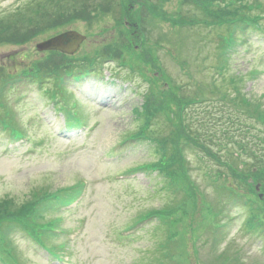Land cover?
Here are the masks:
<instances>
[{
  "label": "rangeland",
  "instance_id": "rangeland-1",
  "mask_svg": "<svg viewBox=\"0 0 264 264\" xmlns=\"http://www.w3.org/2000/svg\"><path fill=\"white\" fill-rule=\"evenodd\" d=\"M31 1L0 0V76L33 70L41 65L39 61L48 58H52V64L58 69L64 68L65 57L56 50L41 51L37 46L59 31H78L87 36L75 55L81 52V55L90 56L102 51L113 54L116 61L99 62L103 68L100 77L93 73L84 82L68 84L74 96L71 100L61 97V104L70 101L72 105L79 101L78 111L88 119L87 132H75L72 137H68L70 130H65L62 111L58 109L59 117L55 114L56 104H52L44 87L27 80L20 81L8 91V97L0 95V111H4L1 122L18 123L29 138L13 141L9 132L0 127V231L14 225L10 222L20 217L16 213L12 216L9 211L18 210L24 203L37 196L39 198V214L32 218V223L37 225L34 230L29 231V228L16 233L14 230L7 237L0 235V264H20V261L24 264H152L161 248L165 256L171 253L170 259L176 261V252L166 250V241L171 238L167 231L172 228L178 237L198 239L199 230L195 224L201 218L205 220V204L212 201H205L194 185L186 183V178L178 177L177 184H173L175 189H192L191 198L178 209L169 210L174 215L156 214L157 209L163 210L172 201H180L181 195L157 171L147 170V166L157 162L155 159L161 155V147L142 145L139 144L142 140L134 138L144 126L154 139L164 136L175 138L176 128L173 132L164 131V125L170 121L166 117L173 110L163 113L160 108L162 101L168 100L174 92L176 99L173 105L168 103L166 107L176 108L170 117L179 120L178 127L188 131L193 121L204 117L201 108V113L196 111L198 108L191 113L183 108V101L209 97L215 92L216 85L211 83V75H217L216 69L223 65L221 50L225 29L203 25L176 26L177 16H204V12L197 11L193 5L182 8L181 0H156V8L151 7V11L159 10V18L147 13L150 0H106L107 6L103 0H95L93 7L102 13L96 14L98 17L90 24L85 19L92 20V16L80 13V0L60 3L59 10L44 8V12L35 13L37 17L33 24L24 21V12L21 18L13 16ZM248 1L264 5V0ZM55 4L48 3L50 6ZM181 9L185 15L181 14ZM139 13H144L147 18L140 24L135 19ZM261 26L264 29V22ZM238 28L235 42H232L237 46L229 57L233 60L228 65L226 77L235 76L243 96L252 101V105L245 107L246 111L257 112V108L253 110L254 105L260 104L259 111L264 113V40L259 35L262 31L253 26L246 31ZM246 34L251 39L244 41ZM146 37L148 40L144 44L142 39ZM157 55L160 68L153 60ZM117 61L126 64L120 66ZM164 75L170 78V83ZM96 80L101 85L95 86ZM216 83L221 84L222 78ZM93 87H96L94 93L90 90ZM231 90L225 91L231 102L209 106L210 111L236 112L232 108L237 105L235 90ZM147 101L155 112L151 115L149 127L142 107ZM200 106H205V103ZM5 110L9 112L5 113ZM259 120L261 124L255 131L262 148L257 149L256 145L254 150L263 157L264 114ZM199 128L203 132L196 137L202 138L201 141L208 139L205 131H210L213 137L218 135L209 124ZM251 138L258 143L253 133ZM40 141L44 142L42 146L38 145ZM180 144L185 146L179 147ZM203 146L195 153L191 152L188 138L177 136V154L185 174L195 177L198 166L203 163L206 169L212 166L209 164L212 158L206 163L202 156L216 152L217 144L209 149H205V143ZM170 148L172 155L173 145ZM224 155L227 159L226 152ZM188 164L193 168L190 172L185 171ZM139 166L142 168L132 170ZM80 179L84 181L85 192L79 197L77 181ZM225 180L228 188L241 193L237 197L244 195V200L222 204L224 208L217 215L209 213L217 222L211 229L223 232L230 227L228 236L232 237L236 232L237 240L230 247L228 241L224 242L214 255L207 245L203 252L199 251V257H192L186 264H237L234 254L241 264H264V234H247L242 238L237 231L240 222L230 223L233 215L244 213L250 206L245 205V201L253 202L248 196H256L253 190L249 194L251 189L240 177L231 176ZM206 182L209 180L205 179L199 185L210 188ZM73 200L74 203L63 205ZM213 204L217 208L215 201ZM58 218H62L59 224ZM144 218L142 226V222L136 224ZM260 219L263 220L264 216L261 215ZM129 225L135 228L128 231ZM55 227H59L57 232L51 230ZM45 236L50 238V245L65 244L64 260L67 262L47 259V252L40 246V243L44 244ZM8 247L14 249L11 255L7 254ZM179 257L181 262H188L182 252H179Z\"/></svg>",
  "mask_w": 264,
  "mask_h": 264
},
{
  "label": "trees",
  "instance_id": "trees-1",
  "mask_svg": "<svg viewBox=\"0 0 264 264\" xmlns=\"http://www.w3.org/2000/svg\"><path fill=\"white\" fill-rule=\"evenodd\" d=\"M72 0H36L35 4H33L34 0L31 2H27V6H22V9H19L20 11L17 12L16 14H14V17L17 18H21L23 16V12L26 14V17L24 19V21L27 23H31L32 24L34 22H36V14L37 12H44V8L46 9H56L60 6V3H70ZM104 4L107 6V2L106 0H103ZM151 4L149 6V9L147 11V13H149L151 16H154L155 18H159L161 17V12L155 11V13H153L151 11V7H153V9H155V5H156V0H150ZM49 2H53L56 3L54 6H50L48 5ZM81 4V10L80 13H84V14H89L92 17L91 19H85L86 22L88 24H90L91 22H95L93 21L95 18L98 17V15L102 12H98L97 8L93 7L95 0H80L79 1ZM33 4V5H32ZM181 6L183 8L184 5H193L197 8L198 10H201L202 12H204V16L203 17H198V16H177L176 17V22H180L182 24H196L197 22L200 25H204L207 27H215V28H224L225 32L229 31V28L233 27V22L240 24L243 20H252L254 18H256V26L257 27H261V24L263 23V21H261V16H264V11H261L264 8V5L256 2L254 4V6L258 9H255V11L249 10L248 7L252 6V4L248 1V0H181ZM258 6V7H257ZM119 9V7H118ZM32 10V14H30V11ZM121 10V8L119 9V11ZM61 11V10H60ZM62 12V11H61ZM107 12V11H104ZM181 14L182 13V9L180 10ZM60 13V12H59ZM43 14V13H42ZM48 14V13H45ZM95 14V15H93ZM98 14V15H96ZM185 15V14H183ZM198 15V14H197ZM135 19H137V23H143V19L145 21V16L144 13H139V17L135 16ZM233 21V22H231ZM259 24V25H258ZM10 27V29L12 28V25H8ZM113 29V28H112ZM116 30H120L116 27ZM60 32V31H59ZM228 42V37L226 36V33L224 34L223 38H222V47L224 45H226ZM125 50V47H124ZM60 54V53H59ZM61 55V54H60ZM41 62V65L34 68L33 70L30 71H24L19 73L17 72L16 74H4L2 76H0L1 78V83H0V92L3 91V93L5 94L10 86L12 84H14L15 81L20 82L24 79H30L32 82L37 83L39 85H47V84H53L54 85V89L52 90V94L56 95L57 94V86L59 85V73H58V67L55 64H52V58H48L47 60H42L39 61ZM84 67H78L77 69L74 68L71 70V73H73V71H80L81 69H83ZM19 77V78H16ZM233 81V82H231ZM52 82V83H51ZM167 82H169L167 80ZM233 87V90H235V98L236 102L238 104L242 105L241 100H239L240 96L242 95V90L238 87V84L236 83V77L235 76H230L229 79H227L224 83H221L220 85H218V89H215L214 94L219 96V93H223L227 94L225 91H229L231 90L230 88ZM236 88V89H235ZM231 90V91H233ZM237 92L239 94H237ZM226 97H228L226 95ZM176 99V93L174 92L173 96L170 97L168 100H164L161 104H160V108H162L163 113H167L171 110H173L171 113H169L166 117V119H169L170 121H167V123L164 125V131L168 130V131H172L176 128V131L174 133H181L182 128L178 127L176 124H179L176 117H170L171 114H174L176 108H174V106H171L170 109H168L166 106L168 105V103H170L171 105H173V101ZM148 103V101H147ZM146 106V109H143V111H146V116H150V114H152V109H150V105ZM250 104L252 105V102H250ZM261 106H259L258 108V112L263 114V111H259ZM150 110V111H149ZM140 112V111H139ZM138 112V113H139ZM144 113V112H143ZM202 122H204L203 120H201ZM144 134V137H147L148 139H151L149 132H144L142 133ZM146 135V136H145ZM166 140L162 139L161 140V146H166ZM168 152L166 150V153H163V156L160 158L158 164L160 166H162V168L166 171L167 174L172 175L175 173V158L173 156H168ZM252 162L251 165L249 166L248 163H246L244 166L243 164H238L236 170H232V173L238 177H240L251 189V192H249V194H252V190L253 193L256 194V199L257 201H261V197L259 196V193L257 192L255 185L257 183H264V159L260 158L261 160L257 159L258 156H254L252 155ZM235 164V162H234ZM233 167L232 164H229L226 166V171L227 172H223L224 174L219 175L217 178H220L218 182L214 183L215 188L213 189L214 191L217 192L218 197L215 200V203L217 205V211L215 213V215L221 213V210L224 208V206L222 205V201H226L227 198H229L232 194L236 195V192L230 188H228L227 184L228 181H224L223 177L226 173H229L231 175V171L230 168ZM256 168V170H255ZM215 178V179H217ZM223 185V188H221L220 186ZM195 186V183H194ZM261 188L264 192V185H261ZM227 190V192L225 194H223V191ZM182 196L186 197V199H188L189 193L187 191H184L182 193ZM204 196L206 198V200H209V193L208 192H204ZM258 197V198H257ZM255 199V200H256ZM212 201V200H210ZM262 201L264 202V198L262 199ZM214 202V201H212ZM33 204H35L34 201L27 203V206H23L21 208L18 209L17 211V215H20V218L22 220H29L32 216H29L28 213L30 211H32L33 208ZM167 208H173L174 204H170L166 206ZM11 213V211H9V214ZM252 217V215L250 214V212L247 214V217L245 218V224H243V231H247V232H251L253 230V228L256 226L253 223V221H248V218ZM210 223V222H209ZM215 223V222H213ZM162 262H164L163 258H157L156 261L153 264H162Z\"/></svg>",
  "mask_w": 264,
  "mask_h": 264
},
{
  "label": "water",
  "instance_id": "water-1",
  "mask_svg": "<svg viewBox=\"0 0 264 264\" xmlns=\"http://www.w3.org/2000/svg\"><path fill=\"white\" fill-rule=\"evenodd\" d=\"M85 36L76 31H66L38 44L40 49H59L73 52L84 40Z\"/></svg>",
  "mask_w": 264,
  "mask_h": 264
}]
</instances>
